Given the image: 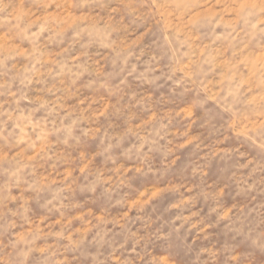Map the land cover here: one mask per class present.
<instances>
[{
  "label": "rangeland",
  "instance_id": "1",
  "mask_svg": "<svg viewBox=\"0 0 264 264\" xmlns=\"http://www.w3.org/2000/svg\"><path fill=\"white\" fill-rule=\"evenodd\" d=\"M0 264H264V0H0Z\"/></svg>",
  "mask_w": 264,
  "mask_h": 264
}]
</instances>
